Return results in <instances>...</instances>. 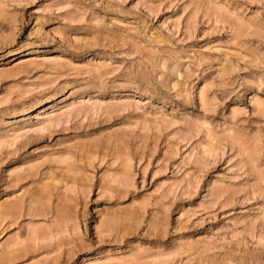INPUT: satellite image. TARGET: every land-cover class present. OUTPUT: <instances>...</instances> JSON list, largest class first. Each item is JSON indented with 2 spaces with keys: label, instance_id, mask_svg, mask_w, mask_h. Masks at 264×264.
I'll list each match as a JSON object with an SVG mask.
<instances>
[{
  "label": "rangeland",
  "instance_id": "374dc122",
  "mask_svg": "<svg viewBox=\"0 0 264 264\" xmlns=\"http://www.w3.org/2000/svg\"><path fill=\"white\" fill-rule=\"evenodd\" d=\"M0 264H264V0H0Z\"/></svg>",
  "mask_w": 264,
  "mask_h": 264
}]
</instances>
